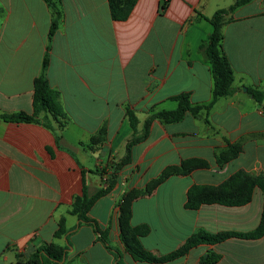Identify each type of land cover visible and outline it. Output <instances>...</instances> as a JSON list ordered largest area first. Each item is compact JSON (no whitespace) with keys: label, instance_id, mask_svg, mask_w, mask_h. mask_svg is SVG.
Here are the masks:
<instances>
[{"label":"crops","instance_id":"1","mask_svg":"<svg viewBox=\"0 0 264 264\" xmlns=\"http://www.w3.org/2000/svg\"><path fill=\"white\" fill-rule=\"evenodd\" d=\"M234 1L137 0L126 19H115L109 0H0V114L33 112V82L48 54L45 75L68 116L63 128L56 121L46 126L44 112L40 122L0 117V264H14L19 254L28 256L45 243L64 246L66 237L54 236L62 217L70 230L66 263L117 264L95 228L69 212L72 203L84 179L94 195L107 176L98 170L124 156L133 132L128 106L142 129L152 112L178 107L174 95L189 93L193 104L212 101L214 79L201 45L213 30L207 18ZM231 16L221 48L234 70V94L218 98L208 113L187 112L172 123L154 119L114 189L89 211L120 251L121 264H154L135 260L120 238L121 197L184 159L203 158L210 166L171 176L133 202L132 224L150 228L141 238L147 249L164 255L200 228L249 232L260 223L259 188L242 206L185 205L193 185H219L239 170L264 173V98L257 101L248 91H264V0H252ZM104 125L105 142L86 147ZM237 142L240 154L218 164L216 154ZM209 251L220 255L217 264H264V235L199 244L163 264H201Z\"/></svg>","mask_w":264,"mask_h":264},{"label":"trees","instance_id":"2","mask_svg":"<svg viewBox=\"0 0 264 264\" xmlns=\"http://www.w3.org/2000/svg\"><path fill=\"white\" fill-rule=\"evenodd\" d=\"M52 5L51 0H46ZM252 0H235L229 7L218 9L211 17L207 18L213 25V30L208 38L203 41L201 49L204 51L207 60L211 66V72L214 79L212 89V101L208 104H193L189 93H180L171 98L178 102V107L173 110H161L152 112L145 120L142 129L138 128L137 112L131 107L126 108V116L132 127V134L126 141L125 154L122 158L114 160L108 166L103 167L99 174L105 177V185L100 188L94 195L89 196L84 179V187L81 195L75 197L69 212L76 215L80 223L92 225L100 234V238L107 243L110 251L114 253L117 259V264L120 263L121 253L118 249L113 248L108 244L107 230L101 229L98 222L89 216V211L92 206L102 196L110 193L118 181L119 171L132 161L133 147L147 139L149 135L150 125L154 119H160L166 123L178 122L184 118L187 112L194 115L199 114L203 109L208 113L216 100L220 97H226L234 94L236 88L234 82L233 67L222 50V40L224 38L223 27L231 20V14L240 6L245 5ZM112 16L115 19H126L136 4L137 0H109ZM57 28L55 18L49 32V40L52 39ZM49 65V55L46 54L42 64V72L35 77L34 95H33V112H16L12 114H0V117L11 121H26L40 122L39 115L45 113L44 124L52 127L51 121H56L60 128H63L68 123V116L60 102L59 91L53 88L45 71ZM257 101H262L264 91L248 88ZM208 121V118H206ZM107 127L102 126L97 134H95L90 142L85 146L94 150L99 148L106 140ZM242 151L240 142L229 144L228 148L221 150L216 154L218 164H224L231 159L237 157ZM210 163L203 158H188L181 161L178 165H168L156 177L150 180L143 188H132L127 190L121 197L119 205V228L120 238L125 245L126 250L132 255L135 260L144 261L154 264H163L177 258L187 255L190 250L199 244H215L225 241L232 237L256 239L264 235V204L261 215V220L256 229L249 232L239 231H219L211 232L205 229L194 231L185 242L176 250L164 254L157 255L147 249L141 238L147 235L150 228L147 224L133 225L132 205L139 197L152 194L156 188L171 176L187 175L197 168H207ZM96 170V172H98ZM85 174V172H84ZM255 188L261 189L264 197V173L251 174L244 170H239L232 174L227 180L219 185H193L187 192L186 207L188 209H199L203 205L220 204L225 206H242L251 202ZM70 230L66 227L65 217H62L59 222V227L55 231V237H66L64 246L56 243H45L37 247L31 254L25 256L19 254L14 264H68L66 263V253L70 247L69 242ZM220 255L214 251H209L201 258V264H217Z\"/></svg>","mask_w":264,"mask_h":264},{"label":"water","instance_id":"3","mask_svg":"<svg viewBox=\"0 0 264 264\" xmlns=\"http://www.w3.org/2000/svg\"><path fill=\"white\" fill-rule=\"evenodd\" d=\"M244 90H247V88L245 87Z\"/></svg>","mask_w":264,"mask_h":264}]
</instances>
